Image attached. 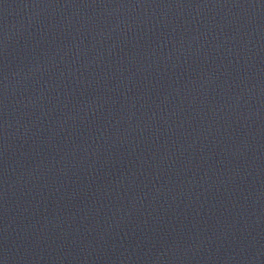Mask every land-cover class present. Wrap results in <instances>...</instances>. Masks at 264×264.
Segmentation results:
<instances>
[{"label": "water", "instance_id": "1", "mask_svg": "<svg viewBox=\"0 0 264 264\" xmlns=\"http://www.w3.org/2000/svg\"><path fill=\"white\" fill-rule=\"evenodd\" d=\"M0 264H264V0H0Z\"/></svg>", "mask_w": 264, "mask_h": 264}]
</instances>
